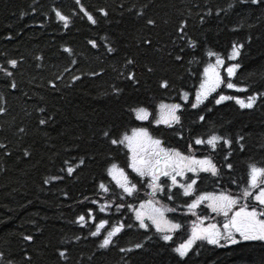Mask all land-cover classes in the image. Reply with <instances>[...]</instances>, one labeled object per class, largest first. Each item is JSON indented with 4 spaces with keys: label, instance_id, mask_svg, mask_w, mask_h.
I'll list each match as a JSON object with an SVG mask.
<instances>
[{
    "label": "trees",
    "instance_id": "trees-1",
    "mask_svg": "<svg viewBox=\"0 0 264 264\" xmlns=\"http://www.w3.org/2000/svg\"><path fill=\"white\" fill-rule=\"evenodd\" d=\"M81 3L98 19L97 25H91L79 12L75 0H0V66L7 67L9 59L20 61L14 77L0 72V108L6 109L0 113V144L6 146L0 148V253L5 264H28V256L30 264H176L171 251L177 246L174 242H149L142 250L120 252V247L134 249L137 242L144 241L145 234L137 226L125 227L115 238L116 246L104 255H93L97 247L89 232L95 230L97 222L136 224L127 202L135 206L146 195L142 185L135 197L119 199L121 190L107 176L106 168L110 163L125 168L126 149L110 145L101 133L108 130L115 138L143 123L166 145L184 153L196 135L207 139L219 134L233 140L243 136V152L239 144L232 146L234 170L221 179L204 174L196 186L197 193L221 189L237 193L230 176L243 186L248 165H264V101L258 100L253 110L242 111L234 100L217 106L210 97L211 102L206 103L212 111L206 112L204 105L192 109L183 97L198 87L203 67L216 56L224 60V67L239 64L233 82L249 89L226 94L246 99L252 93L264 92V6L240 4L239 0ZM230 4L234 7L229 8ZM53 8L70 17L68 28L56 20ZM101 8L109 13L107 18L100 15ZM148 19L156 21L155 27L147 25ZM182 20L188 21L187 36L201 44L195 50L186 48L183 61L177 62L169 53L179 51L173 40ZM144 39L152 40L151 48L142 45ZM89 40L97 41L100 47L92 48ZM106 44L116 51L110 55ZM241 44V55L229 60L232 46ZM64 47L73 53H64ZM209 51L215 55L208 57ZM127 59L136 63L127 65ZM149 67L154 71L149 72ZM133 71L140 81L136 86L126 79ZM77 76L79 80L74 79ZM162 78L170 82L168 89L160 88ZM8 80L17 84L14 92ZM117 88L121 89L119 96ZM162 103L182 105L181 124L157 127L137 121L130 110L146 107L151 113L149 121H154ZM41 108L45 111L40 112ZM197 112L206 114L207 121L199 122ZM40 119H48V123L42 126ZM220 144L222 141L208 156L228 173L225 155L229 148ZM206 147L194 145L200 150ZM26 151L31 155L25 156ZM80 159L85 160L83 166ZM69 166L76 169L72 176L66 171ZM101 181L110 192L99 189ZM174 191L176 201L164 202L172 207L182 201L181 193ZM105 203L112 204L107 214L99 210ZM121 203L126 206L117 211L116 205ZM80 215L85 216L83 228L75 223ZM177 220L183 223L182 218ZM24 235H32L34 240L24 241ZM60 250H67L66 262L59 257ZM186 264H264V243L245 242L226 248L204 245L190 254Z\"/></svg>",
    "mask_w": 264,
    "mask_h": 264
},
{
    "label": "snow or ice",
    "instance_id": "snow-or-ice-1",
    "mask_svg": "<svg viewBox=\"0 0 264 264\" xmlns=\"http://www.w3.org/2000/svg\"><path fill=\"white\" fill-rule=\"evenodd\" d=\"M75 3L79 5V12L83 13L87 21L95 26L99 23L98 19L90 13L81 3V0H75ZM240 4H251L264 6V0H239ZM234 5L230 4L229 8H233ZM52 11L55 14L56 20L62 22L64 28H68L70 17L65 15L59 8H53ZM100 15L107 18L109 13L101 8L98 10ZM211 14L210 12L208 13ZM219 16V12L216 13ZM137 15L142 16V12H138ZM150 27H155L156 21L148 19L146 21ZM204 23L203 17H201V24ZM188 21L182 20L177 29L176 37L173 40V44L179 48V51L169 53V56H174L175 61L182 62L184 57L182 53L186 51V48L197 49L201 41L198 39H192L187 36ZM179 40L182 43L176 44ZM89 44L92 48L97 49L100 45L95 40H89ZM142 45L146 48H151L152 40L144 39L141 41ZM107 52L111 55L116 49L112 46L105 45ZM243 45H233L229 60H236L241 55V49ZM64 53L72 54L73 50L70 47L63 48ZM208 57H213L214 52L209 51ZM41 59V57H37ZM20 61L17 59L7 60V67L0 66V72L5 77H14V70L18 68ZM75 63V62H74ZM136 61L134 59H127V65H133ZM225 64L224 60L216 56L215 62H209L202 71V79L199 83L198 89L195 91L194 101H189L186 96L185 103H190L192 109H198L201 105H204L206 112H211L212 109L208 107L206 102L214 101L215 105L219 106L225 101L234 100L239 106L240 110H253L258 100L264 101V92H255L247 96L246 99L234 97L231 95H225L217 93V89L221 85H225L227 89L234 91L248 92L247 88H239L236 83L233 82V77L236 75L237 69L240 68L239 64H231L224 67L226 72V78L221 74V67ZM149 72H153L154 69L149 67ZM100 73H93V75H99ZM75 80H79L80 77H75ZM126 79L131 82L133 86L139 85L140 81L136 78L135 72H131L127 75ZM7 85L11 91L17 89V84L14 80H8ZM160 88L168 89L170 82L167 79H161ZM53 88H56V84H52ZM121 89H116V95L119 96ZM213 93H217L213 96ZM159 108L162 110L160 117L154 121H149L151 113L146 107L138 106L131 108L137 121H148L155 126L160 124L165 125L168 128H172L175 124L182 123V105L179 103L173 104H160ZM5 108H0V113L5 112ZM45 109L41 108L40 112H44ZM180 113V114H178ZM197 120L199 122H206L207 115L197 112ZM48 119H40V125H46ZM24 131L23 128L20 129ZM101 138L107 140L110 145L116 148L126 149L125 155L127 156V171L124 167H120L117 163H110L106 168V174L115 182V185L121 189L119 194L120 200L127 201L128 197H135L142 185H146L150 192H146L151 197L147 202H141L139 210L134 207L131 201L127 202V207L131 208L135 213L136 224H125L119 222L113 224L106 233L102 234V230L109 224L107 220H101L95 227L94 231H90L89 235L95 238V244L97 252L93 255H104L112 247L116 246V239L121 234L125 227L133 228L138 225L139 229L145 231V239L142 242H137L133 248L120 247V252H132L134 250H142L149 242H162L163 244H169L173 239V233L179 230L182 225L166 217L167 212H176L186 208L187 212L184 214H190L196 216V221L193 222L192 228L188 235V238L181 244L171 249L172 253L176 257V264H186L190 254L196 252L197 249L204 245L213 247H225L227 245H235L239 240L243 241H264V165H258L256 163H250L247 171V181L241 186V181L236 180L230 176V181L235 184L239 191L233 194L230 191L223 189L215 192H199L197 193L196 185L199 180H203L205 177H201L200 173H208L212 177L221 179L222 175L231 173L234 170V165L231 163V154L233 144H239L240 151L245 150V146L240 143L244 139L243 136L238 139H231L224 135L211 134L207 139H204L200 135L193 137V143L187 145L188 152L194 150V145H207L208 148L215 152L217 150L219 142L222 141L220 147L227 145L229 153L225 155V164L228 169V173H224L223 170L217 166L211 156H205L203 158H196L195 156L185 154L178 148L169 147L158 136H154L150 129L144 126L143 123L132 128L131 133H125L122 136L113 138L112 133L108 130H104L101 133ZM181 138H183L181 136ZM6 146L0 144V148ZM10 155V153H8ZM31 154L27 151L25 156ZM94 158V157H93ZM79 165L85 164L84 159L79 160ZM68 176H72L76 169L69 166L67 168ZM135 173V177L131 174ZM187 173H192V176H187ZM139 177V179H136ZM177 177L181 179L178 180ZM167 178V179H163ZM53 179H63V177H54ZM48 183L47 180L44 181ZM179 188L182 190L184 197H192L190 201H181L175 207L165 206L162 204V200L166 198L168 201H176L177 193L174 189ZM99 189L102 192H110V188L105 182L99 183ZM241 200L244 203H241ZM249 200L254 201L251 205ZM93 203L97 201L93 200ZM126 205L121 203L117 204V211ZM149 207V211H143L145 207ZM205 207L210 210L211 213L216 215H222L224 217L222 224L209 223L205 225V221L209 219L208 216H200L197 213V209ZM111 203L101 204L99 206L100 212H106L111 208ZM89 216H92V210L89 209ZM93 221L95 217L93 216ZM150 221V224L146 222ZM75 223L79 224L81 228L85 226V216L80 215L77 217ZM155 229V233L158 235H151L152 229ZM24 241L31 243L34 240L32 235H24ZM79 238V237H78ZM60 258L67 261V250H60L58 252ZM91 259V258H90ZM28 264L31 262V257H26ZM0 264H5L4 255L0 253ZM7 264H12L8 261Z\"/></svg>",
    "mask_w": 264,
    "mask_h": 264
},
{
    "label": "rangeland",
    "instance_id": "rangeland-1",
    "mask_svg": "<svg viewBox=\"0 0 264 264\" xmlns=\"http://www.w3.org/2000/svg\"><path fill=\"white\" fill-rule=\"evenodd\" d=\"M212 63H214V62H212ZM222 68V67H221ZM221 70V69H220ZM238 70V69H237ZM226 74V73H225ZM227 75V74H226ZM225 77V76H224ZM226 78V77H225ZM201 79H202V73H201V76H200V81H201ZM200 81H199V83H200ZM222 87H224V88H226V86L225 85H221ZM220 86V87H221ZM198 87H199V84H198ZM198 87L196 88V90L198 89ZM227 89V88H226ZM228 90H230V89H228ZM218 92H222L221 91V89L220 90H218ZM194 97H195V95H194ZM193 97V98H194ZM161 109H160V112H159V117H160V114H161ZM198 148H199V146H197ZM211 150L208 148V147H206V150L205 149H202V150H200V149H194L192 152H188V151H186V154H189V155H192V156H195L196 158H203V157H205V156H208V154L209 155H211V152H210ZM200 152H202V154L201 155H199L198 156V153H200ZM126 169H127V163H126ZM129 172L131 171L130 169H127ZM189 173H187V175H188ZM132 175H134L135 176V173H132ZM193 175V174H192ZM137 178H139V177H137ZM177 179L178 180H180L181 178L180 177H177ZM151 191V190H150ZM147 196H149V195H147ZM151 197L149 196V198L148 199H150ZM148 201V200H147ZM147 201H144V202H147ZM163 205H165L164 203H162ZM165 206H167V205H165ZM169 206V205H168ZM137 209V208H136ZM138 210H139V207H138ZM150 209H149V207L148 206H146L145 207V209L143 210V211H149ZM170 214H172V215H175L174 213H176L177 215H179V216H186V215H190V214H180L179 212H169ZM176 216V215H175ZM166 217L168 218V219H170L169 218V215H168V213H166ZM191 218H195V219H197L196 218V216H192V217H188L187 219L189 220V219H191ZM214 220V222H218L217 224H222L223 223V220H224V217L222 216V215H216V214H214V213H212V215L211 216H209V219L208 220H206L207 222H208V224L209 223H212V221ZM189 222H190V220L188 221V224H187V229H188V226H189ZM186 226V225H185ZM185 226H184V230H185V232H186V229H185ZM180 231V230H179ZM188 238V237H187ZM237 239H238V243H240V242H254V241H243V240H239V237H237ZM261 242H264V241H261Z\"/></svg>",
    "mask_w": 264,
    "mask_h": 264
},
{
    "label": "bare ground",
    "instance_id": "bare-ground-1",
    "mask_svg": "<svg viewBox=\"0 0 264 264\" xmlns=\"http://www.w3.org/2000/svg\"><path fill=\"white\" fill-rule=\"evenodd\" d=\"M195 91H196V89H194V91L193 92H189L188 94H186L187 95V97H190V98H192L193 99V97H194V95H195ZM193 93V94H192ZM194 149H196V148H194ZM186 154V153H185ZM199 154V153H198ZM177 212H179L180 213V210L179 211H177ZM192 224H193V222H191V223H189V226H188V229L186 228V237H188V235H189V233H190V230H191V228H192ZM186 227H187V225H186ZM140 232H143L144 234H145V231L143 230V229H140ZM236 245V244H235ZM230 246H233V245H227V246H225V248L226 247H230ZM222 248H224V247H222Z\"/></svg>",
    "mask_w": 264,
    "mask_h": 264
}]
</instances>
